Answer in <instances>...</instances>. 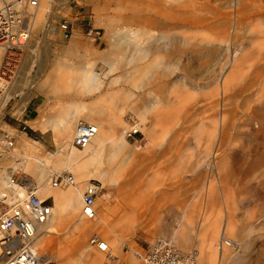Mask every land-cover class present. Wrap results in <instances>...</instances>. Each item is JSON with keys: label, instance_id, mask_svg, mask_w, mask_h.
Wrapping results in <instances>:
<instances>
[{"label": "rangeland", "instance_id": "1", "mask_svg": "<svg viewBox=\"0 0 264 264\" xmlns=\"http://www.w3.org/2000/svg\"><path fill=\"white\" fill-rule=\"evenodd\" d=\"M159 1L174 8L184 3V0ZM191 1L200 2L194 13H198L202 23L185 26L180 21L160 27L158 20L155 26L144 25L147 1L51 0V9L44 11L42 18H37L38 8L34 11L30 39L13 55L11 63L16 77L6 96L0 99V141L11 138L14 145L2 155L0 164L13 156L12 160L17 162L12 167L21 169L22 156L26 154L42 157L48 152H60L59 157L47 162L46 170L44 167L38 170L43 174L41 183L48 180V172L62 171L55 163L67 153L76 125L62 139L52 130L45 135L40 132L30 135V125L13 119L19 118L30 103V92L37 116L39 109L43 110V107L38 109L43 96L53 104L74 100L70 94L55 96L49 87L51 83L76 77L81 67L95 64L104 88L83 94L82 100L91 103L100 96L116 94L123 101L131 90L135 95L127 103L134 113L156 97L163 101L159 108L145 112L144 121L152 131L140 130L141 133L135 129L130 132L136 134L127 137L128 148L143 159L134 167L135 171L143 167L145 175L139 196L150 200L144 207L143 218L119 214L110 224L102 222L101 192L95 201L98 215L85 219L97 224L96 229L87 232L86 243L97 232L109 244L107 252L90 249L99 255L104 253L99 264L108 261V253L118 263L140 264L135 253L146 249L158 236L173 239L182 251L197 249L200 264H207L200 257L201 238L207 233L219 248L223 226L228 227L224 235L237 241L241 249L238 253L224 250L227 260L222 264H237L240 258L243 264H264V0H188ZM154 17L163 20V15ZM63 20L73 23L69 40L61 36L59 25ZM89 29L94 30L96 39L86 35ZM160 29L187 35L192 47L184 49L180 44L181 51L159 53L152 45L144 56V50L137 49L132 40H143L145 33H157ZM135 31L131 41L125 38ZM142 45L146 46L143 42ZM109 52L118 62L112 72L104 61ZM162 54L167 57L156 61ZM38 90L43 96L36 93ZM19 134H22L20 138ZM30 139L39 142L35 143V153L25 150ZM48 139L56 144L44 147L42 144ZM104 159L102 156L99 171L106 166ZM21 170V177H34ZM90 179L100 182V176L76 178L82 193ZM112 199L111 205L115 203ZM72 204L67 200L60 208L65 224L71 221ZM189 210H194L195 215L189 225L190 242L183 246L176 230L184 224ZM58 234L68 238L71 232L60 229ZM42 261L58 264L54 259Z\"/></svg>", "mask_w": 264, "mask_h": 264}, {"label": "bare ground", "instance_id": "2", "mask_svg": "<svg viewBox=\"0 0 264 264\" xmlns=\"http://www.w3.org/2000/svg\"><path fill=\"white\" fill-rule=\"evenodd\" d=\"M145 1H147V4L144 8L146 14L143 16V19L146 22L144 23L145 26L146 24L148 26H155L157 24V20L161 24L160 27L164 25L166 26L168 24H175L176 22L180 21L181 23H184L185 26H197L202 23L198 13L197 15L194 13L195 7L196 9H199L200 2H188V0H184V3L179 5L177 8H174L172 6L166 7L159 0H157L156 3V0H141V2ZM50 2L51 0H41L40 4L39 0L40 6L37 7L38 13H36L38 14V19L42 18L44 11L51 9ZM36 9L32 10V15L30 16L31 23L33 22L34 11ZM149 13H153L154 16L157 14L163 15V20L161 21L160 19L149 15ZM171 30L172 29H167L164 31L163 29H160L157 33L147 32L145 33L143 40H132V42H134V45L137 49L144 50V56L147 54L150 46L152 45H154L155 51L159 53L168 52V50L172 49H175V52L181 51L178 49V45L180 44L184 49L187 47H192L190 38L187 35L181 33L179 34ZM135 34L136 31L134 33L132 32L131 34H127L125 38L131 41ZM142 42L145 43L146 46H143ZM113 47L116 48L115 43L113 44ZM8 52L5 51L4 48H0L1 62H4L6 56H8ZM217 52L219 53V51ZM202 54L204 55L205 53L203 52ZM113 55L114 54L112 52H109L106 56H104V61L108 64L110 72L113 71L114 67L118 63ZM165 57L167 56L162 54L161 56L155 58V60H162ZM132 75L133 74H130V76ZM49 87L51 91L55 93V96L70 94L74 100L66 102L63 105L54 103L51 106V113L40 123L39 127L42 130L53 128L54 130H57V132L62 136L68 133L70 135L74 126L78 122L90 123L97 129L96 136L85 148H83L84 150L82 152L76 151V147L72 144V137L68 143L69 149L67 153L62 155V158L60 157V160L55 163L56 166L58 168H62L61 172H73L74 177L76 176V178L80 180L87 179L91 176H100V182H98L101 183L100 188L102 191H100V193L102 192L101 199L104 203L103 211L99 215V218L102 220V222L110 224L111 221L118 217L119 214H121L120 216L124 217L132 216L142 219L143 212H145L144 207L150 203V200L146 196H139V192L141 193V189L144 187L143 180L145 175L143 167H141V169L138 171H135L134 167L142 163L143 159L138 152L128 148L130 143L127 139V136L130 135L131 130L135 129L146 132L152 131L144 121L145 112L148 109L159 108L163 104V101L156 97L155 100L148 103L146 102L147 104L144 106V108L142 107V110L134 113L132 112L133 108L131 107V104L127 103L128 99L135 95L131 90H128V97L127 99L124 98L123 101H121L122 97L116 94L100 96L91 103L82 100L81 97L83 94L94 93L104 88V82L100 79V74L96 71L95 64H91L86 68L81 67L76 77H66L65 80H59L51 83ZM221 124L222 123L220 122V133L222 130ZM3 144H8L5 143V139L3 140ZM13 145L14 143L12 141L11 147H13ZM25 150L30 152V144L25 146ZM6 152H9L7 151V148H1L0 158ZM57 155L58 153H48L46 156L42 157L35 155L30 156L27 154L22 156L23 163L20 164L21 169H25L29 174L30 171L34 172L33 178L26 176L24 179L30 182V186L32 188L36 189L37 195L40 198L48 196L51 191L55 193L63 192L58 189L50 190V187H54L50 185L49 178L45 181V183H41L43 182V174L42 172L41 174L38 173V170H43L42 167L47 165V162L52 160L54 157L56 158ZM102 156H105L107 159L106 166L103 170L99 171L98 166L101 164L100 161ZM0 168L2 167L0 166ZM13 168L14 170L11 169L10 172H7L6 168L0 169V195L8 196L7 199H9V196L12 194L14 197L17 195L20 197L22 196V191L20 188L17 185L12 186L9 183L12 173L22 174L21 169L16 167ZM51 173L53 172H48L47 177H49ZM78 183L79 182H76V185L74 186H67L71 189L64 190V192H66L67 200L73 202L69 212L71 221H68L65 224L63 223L62 215L53 214L47 222L38 226L32 247L39 261L42 259H54L58 262V264H99L102 257L101 255L104 253L99 255L96 252L90 250L92 246L90 243L87 244L85 240L87 232L91 229H96L97 224L94 222H87L85 218L78 213L80 208V204L78 202L79 197L83 195L82 189H80V187L77 185ZM38 186L40 188H38ZM8 190L11 192H8ZM112 198L114 199L115 203H112L111 205L109 203ZM193 215H195L194 210H189L186 212L184 216V224L179 226V228L176 230V235H178L179 241L183 246L190 242L189 225L190 222H193L191 220ZM185 221H188V223ZM223 227L224 228L221 231V235L226 234L228 231V227ZM60 229L70 230L71 234L68 236V238H62L58 234ZM222 238L232 240L237 245L239 244L234 239H230L225 235L219 237L218 243ZM115 240H117V238ZM107 247H109V244ZM200 249V257L202 258L201 260H204L207 262V264H222L223 258L221 252H224V250L232 252V250H229L227 246H223V250H221L220 247L216 248L215 243L212 241V237H207V233L206 236L201 238ZM195 250L198 252L197 249ZM113 257L114 256L112 254L108 253L107 258L112 259ZM237 264H243L242 258L238 259Z\"/></svg>", "mask_w": 264, "mask_h": 264}, {"label": "built area", "instance_id": "3", "mask_svg": "<svg viewBox=\"0 0 264 264\" xmlns=\"http://www.w3.org/2000/svg\"><path fill=\"white\" fill-rule=\"evenodd\" d=\"M39 6V0H0V48L10 51L4 62L0 64V99L6 96L16 74L12 58L19 47L27 44L31 35L30 16L32 10ZM50 26V24H49ZM61 36L69 40L73 32V23L63 20L59 25ZM86 35L96 39V33L89 29ZM4 80L7 82H4ZM97 129L86 122H78L74 129L72 144L76 148H85L96 136ZM131 133L129 137H132ZM11 138H5L0 144L3 148H11ZM52 187H67L76 185V179L70 172H53L49 175ZM10 185H17L22 191V196L14 197L3 195L0 197V264H48L39 261L32 247L38 226L47 222L52 216L53 205L48 203V198L41 199L36 189L30 186L18 173H12ZM101 191L97 180L86 183L82 195L81 215L85 219H94L96 198ZM10 201V202H9ZM89 243L101 252H107V242L97 232L90 236ZM219 247L227 246L232 253L240 251V245L232 240L222 238ZM231 252V251H230ZM140 264H200L198 252L193 248L182 251L176 246L173 239L158 236L149 243L146 249L136 252ZM109 259V258H108ZM104 264H121L113 257Z\"/></svg>", "mask_w": 264, "mask_h": 264}, {"label": "crops", "instance_id": "4", "mask_svg": "<svg viewBox=\"0 0 264 264\" xmlns=\"http://www.w3.org/2000/svg\"><path fill=\"white\" fill-rule=\"evenodd\" d=\"M36 93H39V94H41V96H43L41 90L36 91ZM47 100H45V97L43 96V100L41 101V103L38 104V107H43V110H40L39 109V111H38V109H37L38 115L37 116H34V111H35V108L33 107L34 98H33V94L30 92V103L27 104V106L24 109V112L20 115L19 118H13V119H14V121L21 122V124L30 125V135H33V132H40L42 135H45L46 133H49L52 130L56 135H58V137H60V139H62V135H60L57 132V130H54L53 128H47L45 130H42L39 127L41 121L44 120L45 118H47V116H48V114L50 112V110H49L50 108L49 107L53 104L52 102H49ZM12 123L13 122L10 121L9 122V125H12ZM135 131L136 132H141L140 130H135ZM130 134H131V132H130ZM21 135L22 134H19L18 135V138H20ZM68 135H69V133L66 134V135H64L63 138L66 137V136H68ZM35 143L39 144L38 141L33 140V139H30V153H35V148H36ZM52 144H56V143H52V141L50 139H48V140L44 141L42 145L45 147V146H49V145H52ZM48 153H50V152H48ZM55 153H58L57 156L59 157V153L60 152L57 151ZM30 156H34V155H30ZM14 158L15 157L10 156V158H7L6 160H4L0 164V166L2 167L0 169L6 168L7 169V172H10L11 169L14 170V168L12 167V164L14 162H17V159L12 160ZM104 160H107V159H104ZM43 167H44V170H46L45 169L46 165L43 166ZM30 174L34 175V172H31L30 171ZM30 177H32V176H30ZM50 190H56V188H51L50 187ZM8 192H11V191L8 190ZM0 197H1V195H0ZM45 198H48V203H50V204L53 205L52 215L53 214L59 215L60 214V208L61 207H64L66 205V202H67L66 192H64V191L63 192H58V193H55V192L51 191L48 194V196H45ZM220 236H224V235H220ZM221 255H222L223 260L226 261L227 260L226 259V254L224 252H221Z\"/></svg>", "mask_w": 264, "mask_h": 264}]
</instances>
